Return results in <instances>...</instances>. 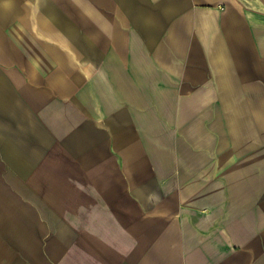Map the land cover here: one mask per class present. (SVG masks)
Wrapping results in <instances>:
<instances>
[{
	"label": "crops",
	"instance_id": "0c3cea01",
	"mask_svg": "<svg viewBox=\"0 0 264 264\" xmlns=\"http://www.w3.org/2000/svg\"><path fill=\"white\" fill-rule=\"evenodd\" d=\"M263 172L264 0H0V264H264Z\"/></svg>",
	"mask_w": 264,
	"mask_h": 264
},
{
	"label": "rangeland",
	"instance_id": "374dc122",
	"mask_svg": "<svg viewBox=\"0 0 264 264\" xmlns=\"http://www.w3.org/2000/svg\"><path fill=\"white\" fill-rule=\"evenodd\" d=\"M108 2H109V0H108ZM92 13H93V11L91 12L88 10L86 12H83L81 10L77 11V12L76 11H74V12L68 11V14H70V16L73 20L72 22L75 24L72 27V29L75 32L80 33V34H100V35L102 34V35H104L105 33L109 32V30L105 27V25H107L109 22V12L106 11L105 9H102V12H97L99 15V18L101 19V21L99 20V23H102V25L96 27L97 29L95 28L94 32H91L92 28H90V23L93 22L92 21L93 20V14ZM83 15H85V16H83ZM85 45H89V46L96 45L97 47H99L101 45L102 48L104 47L103 43L85 44ZM217 109L218 108L212 109V113L214 115H217V112H216ZM211 125L215 126V131H216V129H219V126H220V124L217 122H215ZM208 136L213 137V135L209 134V133H208ZM208 141H209V138H206L205 135H199L198 138L192 139V143L195 146H197L198 148L206 147ZM262 180L264 181V172L262 173ZM230 189L232 190L233 188L231 187V188H229V190ZM257 190H258V188H256V194H258ZM261 196H262V202L264 204V187H261Z\"/></svg>",
	"mask_w": 264,
	"mask_h": 264
}]
</instances>
